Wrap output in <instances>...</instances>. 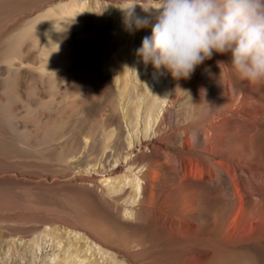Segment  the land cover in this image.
<instances>
[{
	"label": "bare ground",
	"instance_id": "6f19581e",
	"mask_svg": "<svg viewBox=\"0 0 264 264\" xmlns=\"http://www.w3.org/2000/svg\"><path fill=\"white\" fill-rule=\"evenodd\" d=\"M67 2L47 7L7 35L0 53V63L5 65L7 80L13 86L22 84L25 70L34 72L30 76L31 90L47 86L48 101H36L33 106L22 102L18 92L10 93L25 108L27 116H33L36 125L44 114L59 120L42 130L40 139L34 137L32 141V135L18 131L14 121L18 111L4 109L0 104V122L10 135L9 146L40 156L41 148H34V144L54 148L52 144L57 142L59 151L55 156L60 169L56 175L62 178L68 174L71 179H67V184L85 191L101 216L99 221L79 225L74 221L67 226L82 232L99 249H111L116 258L123 256L122 264H264V84L238 80L228 65L230 53H214L188 79H174L162 69L167 79V95L159 107L156 103L162 93L143 98L144 138L136 141L130 157L132 151L127 149L123 138V120L126 114L129 118L137 117L141 101L128 100L131 93L127 84L115 90L114 82L100 72L98 63L113 22L97 17V26L93 28L96 35H92L91 22L85 16L86 0ZM79 36L84 50L88 41L91 50L86 52L88 67L81 77H75L69 71L75 61L71 45ZM34 49L46 56L39 66L31 61ZM102 67L104 70L103 62ZM143 82L147 90L145 78ZM62 88L66 97L72 92L75 95L69 107L56 99ZM156 107L153 133L147 135L148 117ZM122 108H126L123 114ZM66 115L80 122L68 129ZM122 162L137 169L130 207L123 204L126 196H132L131 192L118 193L115 188L111 191L114 194L109 195L99 185L98 175L110 178L124 167ZM20 170L0 169V184H33L36 189L47 187V190L59 185V176L47 183L54 174L36 172L32 175L38 179L36 182L33 178L18 179L26 173ZM127 210L137 222V229L126 239H119L116 234L117 239L110 236L103 224L113 227L126 221L123 214ZM45 221L19 229L0 225L3 229L0 241L7 249L12 245V250L18 253L21 248L13 239L20 244L38 231L54 229L55 223Z\"/></svg>",
	"mask_w": 264,
	"mask_h": 264
},
{
	"label": "rangeland",
	"instance_id": "374dc122",
	"mask_svg": "<svg viewBox=\"0 0 264 264\" xmlns=\"http://www.w3.org/2000/svg\"><path fill=\"white\" fill-rule=\"evenodd\" d=\"M36 1H38L37 2L38 4L36 3ZM60 1L59 0H0V53H3L2 52L3 48H5L6 45L5 42H7V39L10 36V34L16 31L18 27H21V25L28 22V20L30 21L34 16H36V14L43 13L49 7H53L54 5L55 6L62 5L65 4L67 1L70 2L71 0H63L64 3L63 2L61 3ZM139 1L140 0H134V1L124 0L116 3V1L113 0H86V9H85V16L87 19H89V22H91L90 31H92L91 32L92 35H96L95 30H93V28L97 26L98 18L104 17L103 19L105 20L110 19L113 22V29L111 30V36L103 45V54L98 62L99 66L101 65L100 72H103L109 76L111 82H114L113 87L115 90L116 88L117 89H119V87L122 88L124 84H127V91L128 93H131L129 94V96H131V98L128 99L129 101H135V100L141 101L142 106L140 105L137 117L135 118L134 116L135 119L132 118V116L129 118L127 117L126 114L123 120V127H124L123 138L128 146L127 149L132 151L129 154L130 157L131 156L133 157L134 154L133 146L136 143V141H140L144 138L143 137L144 134L142 130L144 123L143 122L144 112H143L142 101L145 98L150 99L154 95L158 93H162L156 103V106L159 107V105L161 106L163 98L167 95V87H166L167 79L162 74V69H160V71L157 72L151 64L145 66L142 60L136 56V49H138L141 46L143 38L145 36L151 35V27L152 24L155 22L154 16L156 15L155 14L156 11L154 8L157 6L158 3L157 0L155 1L141 0L140 2ZM134 4L135 6L133 9V16L148 18L150 19L151 22L149 23L148 27L130 31L125 27L124 10L129 9ZM147 9H150V11H145ZM80 38H82V36H79L77 40L73 41L71 45V47H73L72 49L70 47L71 53L75 55V61L71 65L69 71L74 73L75 77L77 76L81 77L83 75L82 71L88 67L86 66L89 64L86 58V54H87L86 52L91 50L90 41H88L87 46L85 48L86 50H84V48L82 47L81 43L78 40ZM42 40L43 38L41 39V41ZM32 54L33 55L31 61L33 60L32 62L34 63L35 66H39L41 63L45 62L46 56L40 55L37 52V50L34 49ZM102 62L103 65H105L104 70L102 67ZM1 72L2 74L0 75L1 78L0 104L3 106L4 109L18 111L17 114L18 119L16 118L14 121L16 122V125H18L17 127L19 128L18 129L19 132H23L27 135L30 134V136L32 135L31 136L32 141L34 137H36V139L38 138L40 139L43 133L42 130L45 131L51 125H54V123L55 125L58 124L59 120L55 116L49 117L47 114H44V119L41 122H39V124L36 125V123L34 122V117L28 115L29 117H31V119L28 118L26 112H24L25 108L22 107V104L18 102L16 103L15 99L10 95L12 94V92H18L19 99L22 100V102L26 101L25 102L26 104L33 106L34 102L36 101H42V100H43L42 102L48 101V98H50V96L47 86L43 84L42 86L37 87L36 91H34V87H32L31 90V86H33V84L30 76L34 74V72L31 70H25L26 79L24 78L22 84L20 83L18 85L19 88L17 87V85L13 86V84L7 80L5 65H3L2 63H0V73ZM143 78L146 79L147 90L144 87L145 84L143 82ZM99 79L100 77L97 78L95 82L99 81ZM29 81L30 83H28ZM4 91H6L7 93H5ZM6 94H8L9 96ZM57 95L58 97L56 96L57 97L56 99H58V101L61 102L64 101L62 102L64 107L71 106L72 103L71 101L75 98L73 92L66 97L63 93V88L60 89ZM5 96L8 97V99ZM6 99L7 101H5ZM121 105L123 106V100L121 101ZM125 109L122 108L123 111L120 110L122 111V114L126 111ZM156 111H157V107L154 113L152 112L148 117V120L149 118L150 120L147 122V135H152L153 133V129H152L154 123L153 119L155 117ZM65 117H67V115ZM65 119L67 120L66 125H68V129H70L74 124L80 122V120L77 118L67 117ZM38 125L41 127H39ZM1 133H6V134H1ZM0 136H2L0 137V169L12 168L14 171H19V169H21L22 172H26V173L22 176H19L18 179H21L22 177H24L26 180H28V178H33L32 180L34 181L35 180L38 181L36 177L32 176L36 172L43 173L44 175H48V176H50V174H54L55 176L51 178L52 180L49 179L47 183L56 180L57 177L60 175V174L56 175L58 174L57 171L60 169L59 167H57L56 156H55L56 153H58L59 151L58 146H56L57 142H54L56 145L52 144V147H54L55 150H52L54 148H45V146H43L42 144L41 145L34 144L33 145L34 148L38 146L36 148H39L38 150H40L41 148L40 151H42L40 153L41 155L37 156L39 154L22 152L21 148H18L14 145L10 147L9 145H12L9 142L10 139H8L10 135L8 134V130L5 128L3 124H1V122H0ZM1 138H3L4 141L1 140ZM7 141L9 144L7 143ZM43 150L47 154L44 153ZM53 154L55 156L54 159H52ZM42 156L45 158V159L43 158L44 160L41 158ZM121 164L124 167L121 168L119 171H117L114 175H112L108 179H106L107 177L98 175V177H100V181H99L100 183L99 182L98 183L105 190L107 194L109 193V195L114 194L111 191H114L116 189L118 190L117 191L118 193H123L125 190L131 192L132 196L131 197L126 196L125 199L126 202L123 204L127 207H130L132 205L133 194L137 185V179L134 177L135 176L134 174L137 172V169H135V166L133 167L127 165L126 162L125 163L122 162ZM76 173L77 171L74 172V174ZM125 173L128 175L126 178L123 176ZM133 177L136 180L133 179ZM58 178H59L58 179L59 182L58 181L57 182L59 183V185L58 187H53L52 188L53 190L51 188H48L47 190V187L36 189V187H34L33 184L17 185L15 183H10V182L9 184L7 183L0 184V225L4 226V224H6L5 227L9 226L8 228L19 229L33 225V223L36 221L41 222L47 220L45 222L52 221V223H55L54 229L53 228L51 230L47 229L45 232L38 231L34 235L30 236V238L26 239V241L23 240L20 244L19 241H17V239H13L14 242L18 243L17 245H19V247L21 248L18 253L12 250L13 247L12 245H11L12 247L10 246L9 249H7L8 248L7 245L3 241H0V264H122L121 262H123L124 259L123 256L116 258L113 252L110 251L111 249L110 250L99 249L89 238L83 235L82 232H78L76 231V229L67 226V223L74 221H75L74 223L78 225L80 223H88L89 221L92 222L94 221V219H97L95 221H99L101 220V216L99 212L96 210L95 206H94L95 209L93 208V205L88 200V196L85 191L80 189H73L67 184L69 178L71 179V177L68 174H64L62 178L60 176ZM13 184L15 186H13ZM16 185L18 187L22 186L20 187L21 189L17 188ZM60 185H62L64 188H62ZM11 186L14 187V189ZM39 189H41V191ZM79 195L81 196V198H79L80 197ZM24 198L27 200H25ZM83 199L85 201H83ZM29 200L31 202H27ZM81 201H83L84 203ZM127 211H128L127 214H125L126 212L124 213L125 215L123 214V217L125 218L123 220L126 221L121 222L119 225L112 227L103 224L104 228L106 227L105 230L110 234V236H113L116 239L117 237L119 239L122 238L126 239L125 237L128 238V236L132 235L133 232L137 229V222H134L130 211L129 210ZM83 214H85V216H83ZM126 218L128 219L129 222L127 221ZM129 225L132 227H130ZM118 227H120L121 229ZM109 228L111 230H108ZM2 230L3 229H0V233ZM119 231L120 234H118ZM114 234H116L117 237Z\"/></svg>",
	"mask_w": 264,
	"mask_h": 264
},
{
	"label": "clouds",
	"instance_id": "9594fccd",
	"mask_svg": "<svg viewBox=\"0 0 264 264\" xmlns=\"http://www.w3.org/2000/svg\"><path fill=\"white\" fill-rule=\"evenodd\" d=\"M134 6L124 10L130 31L151 22L134 17ZM154 9L151 35L136 49L145 66L188 79L214 53H230L238 80L264 84V0H158Z\"/></svg>",
	"mask_w": 264,
	"mask_h": 264
}]
</instances>
